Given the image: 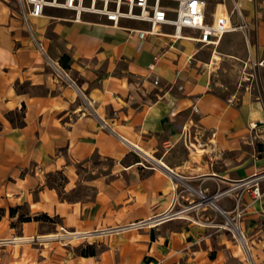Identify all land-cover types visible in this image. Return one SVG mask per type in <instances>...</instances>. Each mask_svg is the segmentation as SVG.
<instances>
[{"label":"crops","instance_id":"obj_1","mask_svg":"<svg viewBox=\"0 0 264 264\" xmlns=\"http://www.w3.org/2000/svg\"><path fill=\"white\" fill-rule=\"evenodd\" d=\"M72 16L46 8L27 24L0 0V264H264V182L260 197L129 226L264 167V57L243 40L244 14L214 43L163 23L139 48L147 22ZM239 62L257 70L235 84ZM21 207L49 219L20 221ZM240 211L244 245L220 226Z\"/></svg>","mask_w":264,"mask_h":264},{"label":"built area","instance_id":"obj_2","mask_svg":"<svg viewBox=\"0 0 264 264\" xmlns=\"http://www.w3.org/2000/svg\"><path fill=\"white\" fill-rule=\"evenodd\" d=\"M162 0H17L23 20L28 24L29 16H41L45 13L46 8L65 9L73 14L72 20L80 21L83 15H95L100 20L111 21L117 25L120 19H131L144 21L149 24L148 29H137V37L140 40L138 48L141 45V40L148 33L156 32L159 25L165 23L173 25L175 34L184 28H193L199 30L197 37L199 42L214 43L225 32L242 29L245 23L240 22L235 25L230 21V16L236 13L237 16L243 19V9L239 6L238 0H233V9L224 13L218 14L213 18L211 23L205 21L206 8L208 0H175L176 5L170 7L162 4ZM253 4V0H247ZM224 7L223 0H218ZM152 65L149 66L151 68ZM158 84V78L153 81ZM264 182V167L256 170L251 175L238 179L230 187L226 189H217L212 194H207L198 191L196 198L191 204L177 207V200L174 198L163 215H152L147 218L139 219L129 226L141 228L145 226H154L164 219L181 217L191 208L202 209L207 206L218 209L216 199L219 197L230 195L232 192L240 190L237 195L236 204H238L239 196L242 192H247L252 198L260 197L263 193L261 183ZM240 212H235L234 217L225 218V222L221 223L222 228H228L234 237L244 236L235 222V217H240ZM63 228V227H61ZM115 227L112 230L121 229ZM93 231L85 233L91 235ZM61 235H48L44 239L59 237ZM22 240L33 241L34 237H26ZM245 241V240H244ZM246 244V243H245Z\"/></svg>","mask_w":264,"mask_h":264},{"label":"rangeland","instance_id":"obj_3","mask_svg":"<svg viewBox=\"0 0 264 264\" xmlns=\"http://www.w3.org/2000/svg\"><path fill=\"white\" fill-rule=\"evenodd\" d=\"M253 4L247 0H238L239 6L244 10L243 14L248 22V27L243 33V40H246V36L249 38L251 44L253 45V49L255 50L256 58L255 63L259 60L263 59L264 57V0H253ZM162 4L174 7L176 5L175 0H162ZM218 2L217 0H208L207 8H206V22H208V15L211 9V5ZM225 3L228 9H231L233 5L232 0H225ZM248 3V4H247ZM247 5V8H246ZM232 18L238 19L236 13L232 14ZM252 64V61L250 62ZM244 63L239 62L238 65L233 67V71L230 72V75L227 76L228 80H232L237 84L239 81L241 82V77L245 76L246 73L243 72H250L253 70H257V65L254 66V69L250 66L244 68ZM253 67V66H252ZM226 78V76H224ZM238 79L237 82H235ZM247 81V80H246ZM244 80H242L243 84ZM55 180L58 182V177H55ZM73 196L68 195L67 198L70 199ZM26 208L21 207L20 213H26ZM225 222V219L223 220ZM63 227V226H62ZM86 236V234H85ZM88 236V235H87ZM35 239L32 241L34 242ZM46 241V240H45ZM49 242V241H48ZM245 249V248H244ZM246 250V249H245Z\"/></svg>","mask_w":264,"mask_h":264},{"label":"trees","instance_id":"obj_4","mask_svg":"<svg viewBox=\"0 0 264 264\" xmlns=\"http://www.w3.org/2000/svg\"><path fill=\"white\" fill-rule=\"evenodd\" d=\"M61 65L67 66L66 63L64 61H61ZM3 210L0 209V214L2 213ZM17 211V207H10L9 209V214L12 216L15 212ZM40 218H44V219H49V217L45 214H40V215H25L23 213H20L18 216V220L20 221H27V220H32V219H40ZM81 254H94L95 253V248L93 245L90 244H86L81 250H80Z\"/></svg>","mask_w":264,"mask_h":264},{"label":"bare ground","instance_id":"obj_5","mask_svg":"<svg viewBox=\"0 0 264 264\" xmlns=\"http://www.w3.org/2000/svg\"><path fill=\"white\" fill-rule=\"evenodd\" d=\"M216 8H217V7H216ZM216 8H215V9H216ZM224 8H225V7H223V4H222V3H219V4H218V12H217V13H218V14H220V13H222V12L224 13ZM209 43H210V42H209ZM238 239H239V241H240L243 245L245 244V241L242 239L241 236L238 235ZM241 248H242V247H241ZM243 252H244V251H243Z\"/></svg>","mask_w":264,"mask_h":264},{"label":"water","instance_id":"obj_6","mask_svg":"<svg viewBox=\"0 0 264 264\" xmlns=\"http://www.w3.org/2000/svg\"><path fill=\"white\" fill-rule=\"evenodd\" d=\"M258 149H259V151H264V146L262 145V143L260 142V143H258Z\"/></svg>","mask_w":264,"mask_h":264}]
</instances>
